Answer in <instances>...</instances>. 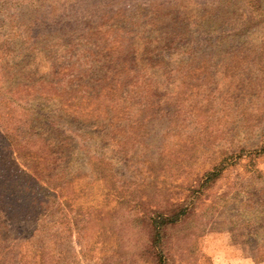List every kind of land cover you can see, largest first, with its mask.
Segmentation results:
<instances>
[{
    "label": "rangeland",
    "instance_id": "obj_1",
    "mask_svg": "<svg viewBox=\"0 0 264 264\" xmlns=\"http://www.w3.org/2000/svg\"><path fill=\"white\" fill-rule=\"evenodd\" d=\"M179 211L164 264L264 258V0H0V264H156Z\"/></svg>",
    "mask_w": 264,
    "mask_h": 264
},
{
    "label": "trees",
    "instance_id": "obj_2",
    "mask_svg": "<svg viewBox=\"0 0 264 264\" xmlns=\"http://www.w3.org/2000/svg\"><path fill=\"white\" fill-rule=\"evenodd\" d=\"M182 213L184 212L179 211L170 216H166L160 213L157 214V217H154V219H152L151 217H147V224H144H146V226H149V229H151L152 233L147 240L148 243L146 248L148 249V251H150L151 255L156 260V264H164L165 262V229L168 228L169 225L175 224L179 220V216H181ZM40 221L41 222L37 225L38 230H42V225H46L48 223L45 220ZM74 226L77 227L78 224L75 223Z\"/></svg>",
    "mask_w": 264,
    "mask_h": 264
},
{
    "label": "crops",
    "instance_id": "obj_3",
    "mask_svg": "<svg viewBox=\"0 0 264 264\" xmlns=\"http://www.w3.org/2000/svg\"><path fill=\"white\" fill-rule=\"evenodd\" d=\"M253 262H255V261H253ZM252 264H264V258L261 259V261H258V262L252 263Z\"/></svg>",
    "mask_w": 264,
    "mask_h": 264
}]
</instances>
